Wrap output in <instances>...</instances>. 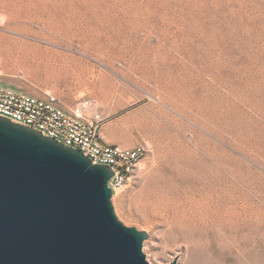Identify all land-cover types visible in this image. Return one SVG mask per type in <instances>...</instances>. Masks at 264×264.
I'll return each instance as SVG.
<instances>
[{
	"label": "rangeland",
	"instance_id": "rangeland-1",
	"mask_svg": "<svg viewBox=\"0 0 264 264\" xmlns=\"http://www.w3.org/2000/svg\"><path fill=\"white\" fill-rule=\"evenodd\" d=\"M0 16V86L87 101L106 141L146 147L111 203L147 234L148 264H218L212 236L256 264L246 220L260 203L264 217V0H0Z\"/></svg>",
	"mask_w": 264,
	"mask_h": 264
},
{
	"label": "water",
	"instance_id": "water-1",
	"mask_svg": "<svg viewBox=\"0 0 264 264\" xmlns=\"http://www.w3.org/2000/svg\"><path fill=\"white\" fill-rule=\"evenodd\" d=\"M112 175L0 117V264H148L147 234L114 214Z\"/></svg>",
	"mask_w": 264,
	"mask_h": 264
},
{
	"label": "built area",
	"instance_id": "built-area-1",
	"mask_svg": "<svg viewBox=\"0 0 264 264\" xmlns=\"http://www.w3.org/2000/svg\"><path fill=\"white\" fill-rule=\"evenodd\" d=\"M88 107L87 101L65 107L58 97L50 93L37 97L0 86L1 118L80 151L93 165L108 166L113 173L108 186L114 194L129 183L147 155V149L143 145L126 148L106 141L102 132V116L95 113L88 120Z\"/></svg>",
	"mask_w": 264,
	"mask_h": 264
},
{
	"label": "bare ground",
	"instance_id": "bare-ground-1",
	"mask_svg": "<svg viewBox=\"0 0 264 264\" xmlns=\"http://www.w3.org/2000/svg\"><path fill=\"white\" fill-rule=\"evenodd\" d=\"M2 21H3V19H0V23ZM78 35L79 34H76L75 36H73V38H79L80 39V37ZM0 36L6 37L3 35H0ZM33 48L37 50L38 54H41L42 56H45L48 58L49 57H57V58L59 57L62 60H63V58L67 59V60H69V59L77 60V61L81 60V59H79L80 57L77 58V56L68 55L66 53L55 51V50H52V49H49L46 47L41 48L38 46H34ZM6 50H7V48H3L0 46V52H6ZM48 66L51 67V69H53V70L57 69L56 64L51 65L48 63ZM62 68L64 70H66V68H67L66 63L63 64ZM226 188L227 189L231 188V185L227 184ZM225 191H226V189H225ZM245 191H246V189L241 190V194H242L241 196H243L246 199ZM226 192L229 194V196H231L232 191L227 190ZM249 208H250V215H249L248 220H246V222H247L246 228L249 232L253 233V241L248 246V249L253 252V254L255 256L256 264H264V217H263V213H262L261 203L258 205H250ZM201 222L204 223V225H206L205 229L207 230V233H208V231H210L209 232V235H210V233H212L214 230L213 229L214 228L213 223L211 221H208L206 223L204 221H201ZM182 224H184V223H182ZM182 224H181V226H182ZM214 239L215 238L212 236V239H210L208 246L211 250V255L213 254V257L218 264H240L238 257L235 256L232 249L225 248L224 246H222L221 244L216 242ZM182 242H183L182 244L186 250H188L191 247V242L189 239H187V237L184 238L182 240ZM183 264H190V262L188 260H186Z\"/></svg>",
	"mask_w": 264,
	"mask_h": 264
},
{
	"label": "crops",
	"instance_id": "crops-1",
	"mask_svg": "<svg viewBox=\"0 0 264 264\" xmlns=\"http://www.w3.org/2000/svg\"><path fill=\"white\" fill-rule=\"evenodd\" d=\"M104 134H105V136H109L107 130L104 131ZM112 144H116V143H112ZM116 145L120 146V144H116ZM133 147H135V146H133ZM129 148H131V147H129Z\"/></svg>",
	"mask_w": 264,
	"mask_h": 264
}]
</instances>
